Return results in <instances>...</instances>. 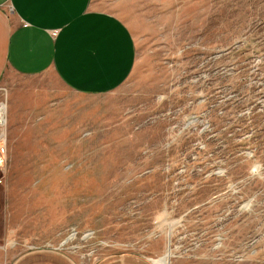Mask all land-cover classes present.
Wrapping results in <instances>:
<instances>
[{"label":"rangeland","instance_id":"1","mask_svg":"<svg viewBox=\"0 0 264 264\" xmlns=\"http://www.w3.org/2000/svg\"><path fill=\"white\" fill-rule=\"evenodd\" d=\"M93 4L131 30L135 69L96 95L53 71L0 82V264H264V0Z\"/></svg>","mask_w":264,"mask_h":264},{"label":"crops","instance_id":"2","mask_svg":"<svg viewBox=\"0 0 264 264\" xmlns=\"http://www.w3.org/2000/svg\"><path fill=\"white\" fill-rule=\"evenodd\" d=\"M137 47L127 24L93 0H0V82L10 75L53 71L81 94H104L132 75ZM158 264L113 255L91 264ZM11 264H82L52 249L36 248Z\"/></svg>","mask_w":264,"mask_h":264},{"label":"bare ground","instance_id":"3","mask_svg":"<svg viewBox=\"0 0 264 264\" xmlns=\"http://www.w3.org/2000/svg\"><path fill=\"white\" fill-rule=\"evenodd\" d=\"M2 123H3V119H2V117H1V118H0V124H2ZM156 261H157L158 264H166V261H165V258H164V257L159 258V259H157Z\"/></svg>","mask_w":264,"mask_h":264},{"label":"built area","instance_id":"4","mask_svg":"<svg viewBox=\"0 0 264 264\" xmlns=\"http://www.w3.org/2000/svg\"><path fill=\"white\" fill-rule=\"evenodd\" d=\"M6 147H5V143H3L2 141H0V154L5 152Z\"/></svg>","mask_w":264,"mask_h":264}]
</instances>
